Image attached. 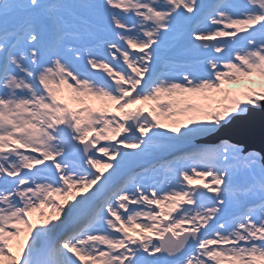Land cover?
Returning <instances> with one entry per match:
<instances>
[{"label":"snow or ice","instance_id":"snow-or-ice-1","mask_svg":"<svg viewBox=\"0 0 264 264\" xmlns=\"http://www.w3.org/2000/svg\"><path fill=\"white\" fill-rule=\"evenodd\" d=\"M258 110L264 0H0V264H264Z\"/></svg>","mask_w":264,"mask_h":264},{"label":"water","instance_id":"water-1","mask_svg":"<svg viewBox=\"0 0 264 264\" xmlns=\"http://www.w3.org/2000/svg\"><path fill=\"white\" fill-rule=\"evenodd\" d=\"M231 127H236L231 138L249 147L264 148V110L253 111L249 115L238 117Z\"/></svg>","mask_w":264,"mask_h":264},{"label":"bare ground","instance_id":"bare-ground-1","mask_svg":"<svg viewBox=\"0 0 264 264\" xmlns=\"http://www.w3.org/2000/svg\"><path fill=\"white\" fill-rule=\"evenodd\" d=\"M232 87H234V86H232Z\"/></svg>","mask_w":264,"mask_h":264},{"label":"rangeland","instance_id":"rangeland-1","mask_svg":"<svg viewBox=\"0 0 264 264\" xmlns=\"http://www.w3.org/2000/svg\"><path fill=\"white\" fill-rule=\"evenodd\" d=\"M234 87H236V86H234Z\"/></svg>","mask_w":264,"mask_h":264}]
</instances>
